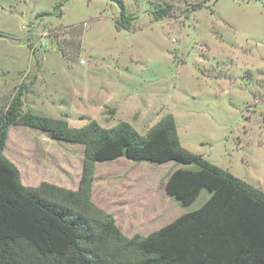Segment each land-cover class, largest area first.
I'll list each match as a JSON object with an SVG mask.
<instances>
[{
  "label": "rangeland",
  "instance_id": "rangeland-1",
  "mask_svg": "<svg viewBox=\"0 0 264 264\" xmlns=\"http://www.w3.org/2000/svg\"><path fill=\"white\" fill-rule=\"evenodd\" d=\"M117 1L0 0V106L21 83L22 111L74 127L127 121L145 135L171 114L181 146L264 190L263 0H207L189 12L183 0H119L127 30L115 25ZM165 3L172 16L152 19L151 10ZM4 154L24 185L44 180L63 189L38 193L86 220L115 260L137 256L129 245L115 249L110 233L88 221L98 215L75 192L81 143L11 124ZM176 166L196 168L173 160L97 161L90 200L112 214L124 236L146 235L209 196L202 188L182 204L167 195L164 181Z\"/></svg>",
  "mask_w": 264,
  "mask_h": 264
},
{
  "label": "trees",
  "instance_id": "trees-1",
  "mask_svg": "<svg viewBox=\"0 0 264 264\" xmlns=\"http://www.w3.org/2000/svg\"><path fill=\"white\" fill-rule=\"evenodd\" d=\"M206 1L183 0V8L189 12ZM117 3L120 17L115 25L127 30L130 19L122 2ZM171 14L167 3L151 10L152 19ZM23 90L20 83L9 101L0 106V264H264V190L181 146L171 114L163 116L145 135L127 121L103 127L90 119L74 127L63 118L22 111ZM11 124L37 128L54 139L83 145L77 198L98 215L89 223L109 232L110 239L116 241L115 249L131 246L137 253L135 258L115 260L117 253L86 220L38 193L40 188L63 189L44 180L38 187L21 182L18 167L4 154ZM118 157L194 164L195 169L169 171L164 192L182 204L191 203L202 188L209 196L198 208L146 235L126 237L114 224L112 214L90 200L94 163Z\"/></svg>",
  "mask_w": 264,
  "mask_h": 264
},
{
  "label": "crops",
  "instance_id": "crops-1",
  "mask_svg": "<svg viewBox=\"0 0 264 264\" xmlns=\"http://www.w3.org/2000/svg\"><path fill=\"white\" fill-rule=\"evenodd\" d=\"M118 158H119V157H118ZM177 167H180V166H176V168H177ZM18 169H19V168H18ZM19 172H20V174H21V171H20V169H19ZM20 176H21V175H20ZM21 179H22V177H21ZM21 181H22V180H21ZM22 183H23V182H22Z\"/></svg>",
  "mask_w": 264,
  "mask_h": 264
},
{
  "label": "built area",
  "instance_id": "built-area-1",
  "mask_svg": "<svg viewBox=\"0 0 264 264\" xmlns=\"http://www.w3.org/2000/svg\"><path fill=\"white\" fill-rule=\"evenodd\" d=\"M263 2H264V0H263Z\"/></svg>",
  "mask_w": 264,
  "mask_h": 264
}]
</instances>
